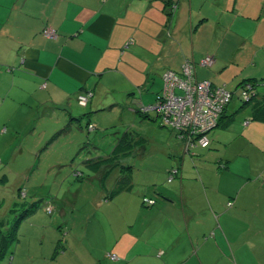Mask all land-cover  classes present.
<instances>
[{"label": "crops", "instance_id": "crops-1", "mask_svg": "<svg viewBox=\"0 0 264 264\" xmlns=\"http://www.w3.org/2000/svg\"><path fill=\"white\" fill-rule=\"evenodd\" d=\"M46 26L56 37L42 35ZM207 55L214 63L201 66ZM186 60L198 80L231 92L264 81V0H0V138L33 134V113H77L79 95L91 93L86 106L94 109L125 94L137 106L152 104L162 72H179ZM259 101L264 84L247 106L229 112V103L207 148L188 152L175 135L166 163L156 173L146 168L142 183L130 172L119 184L121 165L102 212L103 221H123L112 232L120 259L110 264H264V119L253 118ZM3 208L0 201V264L107 262L97 257L103 250L82 242L86 228L71 253L70 237L56 238L34 219L38 207L17 208L12 220ZM58 223L70 236L69 224Z\"/></svg>", "mask_w": 264, "mask_h": 264}, {"label": "rangeland", "instance_id": "rangeland-1", "mask_svg": "<svg viewBox=\"0 0 264 264\" xmlns=\"http://www.w3.org/2000/svg\"><path fill=\"white\" fill-rule=\"evenodd\" d=\"M163 85L162 79V88ZM239 93L228 105L229 112L248 105L241 103ZM120 96L113 103L103 102L98 109L77 102L78 112L71 115L58 108L52 117H37L33 113V134L0 138V201L7 220L13 219L17 208L38 207L34 219L49 224L47 231L52 236H64V240L70 237L71 253L74 242L86 228L88 235L82 242L98 248L97 254L103 250L104 254L97 257L105 258L104 264L120 259L111 250L115 239L112 232L116 233L123 221L119 219L117 225L110 217L103 221L102 212L107 207L105 197L117 184L121 165L129 167L133 179L142 183L148 177L146 168L159 172L157 166L166 163L169 155L165 151L176 140L172 129L154 121L153 112L144 117L135 111L138 106L132 95ZM89 124L94 128L89 129ZM31 140L35 143L27 144ZM58 221L69 224L70 236L63 235ZM108 252L118 259L107 257ZM115 255L110 256L116 259Z\"/></svg>", "mask_w": 264, "mask_h": 264}, {"label": "built area", "instance_id": "built-area-1", "mask_svg": "<svg viewBox=\"0 0 264 264\" xmlns=\"http://www.w3.org/2000/svg\"><path fill=\"white\" fill-rule=\"evenodd\" d=\"M45 37H56V31L50 26L42 29ZM214 56L207 55L200 59L201 66H211ZM163 88L152 104L140 105V111L158 114L159 120L176 132L179 139L192 146V138L205 146L208 143L207 133L216 126L226 104L231 99V91L223 86H214L208 80H198L195 75V63L186 60L179 72L166 69L162 72ZM248 89L249 84H248ZM91 93L79 95L78 102L86 105ZM244 99H248L247 95ZM94 125L89 124V129ZM172 170L169 179L176 175ZM146 200V199H145ZM149 203L153 201L148 199ZM230 205V202L227 203ZM113 257V256H112Z\"/></svg>", "mask_w": 264, "mask_h": 264}, {"label": "trees", "instance_id": "trees-1", "mask_svg": "<svg viewBox=\"0 0 264 264\" xmlns=\"http://www.w3.org/2000/svg\"><path fill=\"white\" fill-rule=\"evenodd\" d=\"M191 61V60H190ZM204 67H209V66H204ZM211 82V81H210ZM212 83V82H211ZM213 84V83H212ZM248 84H249V89H248ZM261 84H264V81H262V80H259V81H244V82H242V83H240L239 84V90H237V92L239 91L240 93L239 94H237V97L241 100V103L242 104H249L250 102H251V100L257 95V90H258V87L261 85ZM214 86H218V85H216V84H213ZM224 88H225V86H223ZM230 91V90H229ZM237 92H231V99H230V101L232 100V97L234 96V95H236V93ZM247 95V97H248V99H244V96H246ZM230 101L226 104V106H225V108H224V110H226V107H227V105L230 103ZM141 105V104H140ZM140 105H138V113H140V114H142L144 117H146V116H148V114L150 113V112H153V111H150L149 113H143V112H141L140 111ZM257 105V106H256ZM255 106L257 107V108H254V110H253V113H254V115H253V118H258V119H264V102H262V101H259L257 104H256ZM224 110H223V112H222V114H221V116H220V118H219V120H218V122H217V124H216V126H214L208 133H207V138H208V143H207V145H205V146H202V145H200L197 141V137L198 136H195V137H193L192 138V142H193V144H192V146H190V145H186V143L184 142V146H185V149L189 152L190 150H191V148H194V147H202V148H207L208 146H209V144H210V138H209V133L210 132H212L217 126H219L220 124H221V122H222V119H223V113H224ZM153 114L155 115V118H154V121H158V124L160 125V126H164V127H167V128H169V129H171L169 126H166L165 124H163L160 120H159V116H158V114H156L155 112H153ZM248 123V120H246V121H243V124L245 125V124H247ZM173 130V129H172ZM174 131V130H173ZM175 132V131H174ZM175 134H176V132H175ZM177 136V135H176ZM182 140V139H181ZM172 170H176L177 172L176 173H178V169L177 168H173ZM171 170V171H172ZM130 172H131V169H129V167H122V174H121V177H120V179H119V184H127L128 182H129V178H130ZM118 190L116 189V190H114V193L115 192H117ZM144 199H146V198H144ZM145 201V200H144ZM146 202V201H145ZM148 203V202H147ZM18 221H19V217H16L15 219H14V221H12V228L14 229L15 228V226L17 225V223H18ZM108 257H110L111 259H113L114 257H111L110 255H108Z\"/></svg>", "mask_w": 264, "mask_h": 264}]
</instances>
